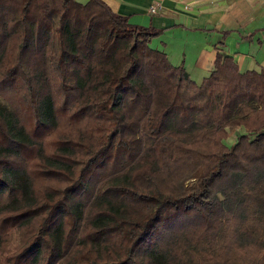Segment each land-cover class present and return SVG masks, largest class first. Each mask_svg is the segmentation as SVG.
<instances>
[{"label":"trees","instance_id":"16d2710c","mask_svg":"<svg viewBox=\"0 0 264 264\" xmlns=\"http://www.w3.org/2000/svg\"><path fill=\"white\" fill-rule=\"evenodd\" d=\"M164 31L0 0V264H264V69L199 84Z\"/></svg>","mask_w":264,"mask_h":264},{"label":"crops","instance_id":"0c3cea01","mask_svg":"<svg viewBox=\"0 0 264 264\" xmlns=\"http://www.w3.org/2000/svg\"><path fill=\"white\" fill-rule=\"evenodd\" d=\"M103 1L131 25L165 30L151 46L199 84L214 70L218 53L232 57L242 72L264 69V0Z\"/></svg>","mask_w":264,"mask_h":264},{"label":"rangeland","instance_id":"374dc122","mask_svg":"<svg viewBox=\"0 0 264 264\" xmlns=\"http://www.w3.org/2000/svg\"><path fill=\"white\" fill-rule=\"evenodd\" d=\"M79 1H80L81 3H84V4L87 3V0H79ZM151 45H152V44H151ZM151 47L153 48V46H151ZM240 132L242 133V132H244V131L241 130ZM241 133H240V134H241ZM232 139H233V138H231V139H229V140L227 141V143H228L229 145L232 144V143L235 141V140H232Z\"/></svg>","mask_w":264,"mask_h":264},{"label":"built area","instance_id":"2783aa9c","mask_svg":"<svg viewBox=\"0 0 264 264\" xmlns=\"http://www.w3.org/2000/svg\"><path fill=\"white\" fill-rule=\"evenodd\" d=\"M157 10H158L157 6H154V7L151 8V11H152L153 13H155Z\"/></svg>","mask_w":264,"mask_h":264}]
</instances>
